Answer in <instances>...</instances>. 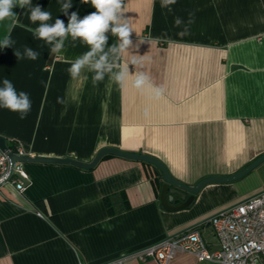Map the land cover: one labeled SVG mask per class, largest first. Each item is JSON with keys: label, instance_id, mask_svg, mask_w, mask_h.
<instances>
[{"label": "crops", "instance_id": "1", "mask_svg": "<svg viewBox=\"0 0 264 264\" xmlns=\"http://www.w3.org/2000/svg\"><path fill=\"white\" fill-rule=\"evenodd\" d=\"M63 2L32 5L51 12L48 23L67 24ZM71 3L69 15L96 11L90 0ZM123 6L133 45L121 62L136 56L141 62L130 71L146 73L164 87L163 96L138 91L130 80L123 89L107 76L94 84L91 72L84 73L87 80H73L67 61L88 46L69 37L62 54H52L34 38L39 22L29 20V8L16 6L15 43L0 48V86L9 79L29 94L32 107L25 119L0 108L6 142L26 154L82 161L106 146L143 152L185 184L231 174L264 152V0H176L171 10L161 0H123ZM9 23H0V39ZM108 36V46L117 42ZM25 48L40 53L38 59L17 60L14 51ZM24 167L29 182L23 191L0 185V264H100L190 228L215 250L207 218L264 189V183L248 192L234 181L208 183L189 206L167 211L158 202L161 173L145 161L107 154L90 169L44 162ZM128 264L157 262L131 258ZM170 264L218 263L180 252Z\"/></svg>", "mask_w": 264, "mask_h": 264}, {"label": "clouds", "instance_id": "2", "mask_svg": "<svg viewBox=\"0 0 264 264\" xmlns=\"http://www.w3.org/2000/svg\"><path fill=\"white\" fill-rule=\"evenodd\" d=\"M88 2V0H84ZM92 7L96 9L83 18L76 12L70 15L68 10L72 7L71 0H64L61 4V12L68 16L67 24L61 19H56L54 23H48L52 19L49 11H44L39 5L33 6L32 0H0V23L10 21L7 34L0 39V48H9L15 42L11 38L12 30L17 26L16 14L13 8H29V20L32 23L39 22L38 26L32 30L36 39L43 40L50 46L52 54L61 55L65 48V41L71 37L73 41L80 40L88 46L89 50L74 60L67 63V69L73 80H87L85 72H91L94 84L108 79L123 89L127 81H131V86L138 91L146 92L152 97L159 99L164 94L163 86L153 84L151 78L144 72L130 71V65H136L141 61L136 56H132L131 61L122 63L121 58L133 45L130 39L131 29L125 17L123 0H90ZM176 0H161V7L170 9V5ZM179 25L181 20L176 19ZM117 37V42L108 46V34ZM184 33H180L183 35ZM14 55L20 59H38L40 53L32 48H25L23 53L15 50ZM57 102L64 104L62 98H57ZM32 107L30 96L25 91H17L15 85L9 80H3L0 86V108L7 109L19 114L20 119H25Z\"/></svg>", "mask_w": 264, "mask_h": 264}, {"label": "built area", "instance_id": "3", "mask_svg": "<svg viewBox=\"0 0 264 264\" xmlns=\"http://www.w3.org/2000/svg\"><path fill=\"white\" fill-rule=\"evenodd\" d=\"M9 150L24 154L19 146ZM8 170V156L0 149V183L7 178ZM6 182L14 184L18 191L24 190L29 182L24 162L17 161L14 164L13 175ZM37 214L41 215L40 212ZM207 221L219 244L215 250H209L199 231L190 228L100 264H128L131 258L153 259L157 264H170L180 252L190 253L197 260L218 264H264V189L215 211Z\"/></svg>", "mask_w": 264, "mask_h": 264}, {"label": "water", "instance_id": "4", "mask_svg": "<svg viewBox=\"0 0 264 264\" xmlns=\"http://www.w3.org/2000/svg\"><path fill=\"white\" fill-rule=\"evenodd\" d=\"M235 66H231L233 68ZM0 149L5 151L9 159V170L7 178L0 183L4 184L13 175L14 164L17 161L22 162H44V163H61L78 166L81 168L90 169L94 167L97 162L105 155L112 154L124 158L135 159L139 161H145L154 165L161 173L162 183L159 190V204L167 211H176L189 206L195 199L198 192L208 183H228L236 181L243 177L255 166L264 161V152L253 158L246 165L238 169L237 171L226 175H209L201 178L195 184H185L176 178H174L163 162L156 157L143 153L126 151L116 147L106 146L100 148L95 155L89 161H82L70 156H44L35 154H18L9 150L6 142V138L0 134Z\"/></svg>", "mask_w": 264, "mask_h": 264}, {"label": "rangeland", "instance_id": "5", "mask_svg": "<svg viewBox=\"0 0 264 264\" xmlns=\"http://www.w3.org/2000/svg\"><path fill=\"white\" fill-rule=\"evenodd\" d=\"M263 162L255 166L243 177L234 181L236 185L239 186L241 191L248 192L254 187L264 183V167H262Z\"/></svg>", "mask_w": 264, "mask_h": 264}, {"label": "trees", "instance_id": "6", "mask_svg": "<svg viewBox=\"0 0 264 264\" xmlns=\"http://www.w3.org/2000/svg\"><path fill=\"white\" fill-rule=\"evenodd\" d=\"M7 145L12 150H15L16 149V146H17L16 142L15 141H12V140H8L7 141ZM104 203H105V206H106V210H107V212L109 214H112V213H114L116 211L115 209H113L112 207L109 206L108 198H104Z\"/></svg>", "mask_w": 264, "mask_h": 264}]
</instances>
